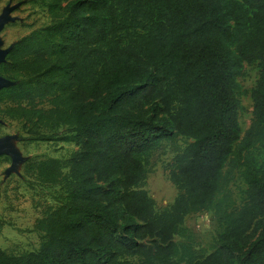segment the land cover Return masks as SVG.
<instances>
[{"label": "trees", "instance_id": "trees-1", "mask_svg": "<svg viewBox=\"0 0 264 264\" xmlns=\"http://www.w3.org/2000/svg\"><path fill=\"white\" fill-rule=\"evenodd\" d=\"M44 2L53 21L0 64L14 82L0 89V117L24 121L33 140L66 125L79 148L66 164L26 161L66 195L36 221L39 248L0 247V264H264V0ZM246 64L259 72L242 135ZM178 138L168 164L178 194L158 210L149 156ZM236 172L241 206L228 189ZM203 212L221 228L207 254L185 225Z\"/></svg>", "mask_w": 264, "mask_h": 264}, {"label": "rangeland", "instance_id": "rangeland-1", "mask_svg": "<svg viewBox=\"0 0 264 264\" xmlns=\"http://www.w3.org/2000/svg\"><path fill=\"white\" fill-rule=\"evenodd\" d=\"M8 10V19L0 29V50L7 51L25 35L53 21L44 0H0V15ZM255 64H246L240 77L243 88L242 109L239 121L242 135L253 120V102L250 91L258 78ZM24 121L0 117V141L13 146V155L0 156V247L12 254L37 250L42 241V232L35 228L36 221L51 207L59 206L65 192L60 185L44 184L25 171L28 159L55 157L68 162L71 154L79 148L74 141L64 140L71 132L66 125L55 130L56 137L49 141L33 140ZM185 145L184 138L176 142L164 140L150 154L149 173L145 187L155 199L158 210L173 203L178 189L168 177V164L178 147ZM65 171L68 167L65 166ZM246 188L242 178L235 173L228 189L236 206L244 202L242 191ZM185 225L194 236V247L200 254H207L217 245L221 232L212 212L194 213L185 218ZM175 240L183 242L178 236Z\"/></svg>", "mask_w": 264, "mask_h": 264}, {"label": "water", "instance_id": "water-1", "mask_svg": "<svg viewBox=\"0 0 264 264\" xmlns=\"http://www.w3.org/2000/svg\"><path fill=\"white\" fill-rule=\"evenodd\" d=\"M9 11L6 10L0 15V29L4 25V23L8 19ZM10 48L7 51L0 50V64L5 61L7 54L9 53ZM14 82L7 77H4L0 74V89L4 87H8L12 85ZM10 154L13 155L14 158L16 156V152L13 146H8L5 140L0 141V156Z\"/></svg>", "mask_w": 264, "mask_h": 264}]
</instances>
